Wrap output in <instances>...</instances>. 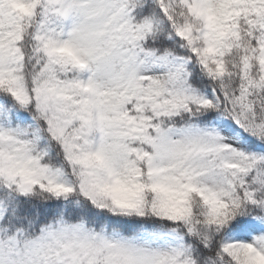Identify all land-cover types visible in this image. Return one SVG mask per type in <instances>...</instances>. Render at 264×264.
<instances>
[{
	"label": "snow or ice",
	"instance_id": "obj_1",
	"mask_svg": "<svg viewBox=\"0 0 264 264\" xmlns=\"http://www.w3.org/2000/svg\"><path fill=\"white\" fill-rule=\"evenodd\" d=\"M0 264H264V0H0Z\"/></svg>",
	"mask_w": 264,
	"mask_h": 264
}]
</instances>
